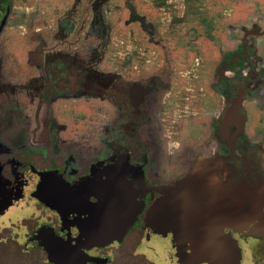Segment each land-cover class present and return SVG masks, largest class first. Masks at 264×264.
Instances as JSON below:
<instances>
[{
  "label": "rangeland",
  "instance_id": "1",
  "mask_svg": "<svg viewBox=\"0 0 264 264\" xmlns=\"http://www.w3.org/2000/svg\"><path fill=\"white\" fill-rule=\"evenodd\" d=\"M32 20L45 47L37 67L28 64V54L36 45L30 43L27 30ZM1 22L0 89L14 96L19 93L25 115L37 88V82H32L44 74L43 66L55 62L65 69L82 70L84 92L57 102L66 104L56 114L61 139L73 138L89 148L109 142V123L117 117L112 102L117 99V83L139 74L157 78L167 74L170 88L151 118L163 158L156 167L162 193L179 181L176 164L188 166V173L207 172L216 181L213 189L222 184L231 192L241 180L233 171L239 157L229 162L207 147L212 146L211 130L228 109L224 111V98L215 90L217 67L226 54L230 63L244 40L245 50L252 55L238 79L249 76L248 92L256 96L257 106L261 104L264 34L254 32L264 30V0H0ZM237 72L234 68L223 74L230 79ZM247 104L242 131L246 140L259 144L264 155V114L249 113ZM258 119L261 125L254 128ZM195 144L201 149H192ZM131 171L141 175V169ZM217 195L222 203L239 199L238 195ZM31 211L20 202L3 213L0 228L18 224ZM16 232L27 247L24 229L19 225ZM243 248L242 264H264L261 241L249 239ZM138 251L153 264H175L167 241H143Z\"/></svg>",
  "mask_w": 264,
  "mask_h": 264
},
{
  "label": "flooded vegetation",
  "instance_id": "2",
  "mask_svg": "<svg viewBox=\"0 0 264 264\" xmlns=\"http://www.w3.org/2000/svg\"><path fill=\"white\" fill-rule=\"evenodd\" d=\"M2 26L3 22H1L0 28ZM227 55H223L217 67L218 80L215 84V90L224 98V111L226 108L229 111L233 106L231 120L225 124V127H223L221 119L218 120L216 127L210 133L212 146L210 144L207 147L210 151L213 149L220 157L229 162L233 157H239L240 163L236 165L237 167L234 165L235 169L233 171L236 174L234 176L244 180L247 185L256 188L258 184L264 183V164L261 162L264 155L258 143L250 142L244 136L242 127L246 125V114L244 115L245 111L243 110L245 109V102H249L246 106L247 109H251L248 110L249 113L253 110L255 113L259 112L262 115L264 114V100L257 106L256 96L248 92L247 81L249 76L242 77L241 80L238 79L244 63L252 55V52L249 53L247 50H243L241 42L240 50L235 52L236 56L230 63H227ZM37 66H40V64ZM56 66L63 71L80 73L76 90H72L70 87L65 90L55 88L51 90L50 86L47 87L46 84L41 83L42 80H45L47 68ZM43 67L44 74L38 80L32 82H37V88L34 96L30 99V107L26 115L19 107V93L14 96V94H7L5 90L0 89V186L2 191L5 192L4 196L2 195L3 197L0 196V217L5 211L15 207L20 202L32 208L30 216L22 219L18 224L15 221L0 228V231L10 229L11 235L15 236L18 241L16 230L20 225L24 229L27 246L32 243L37 231L45 227L53 229L56 235L65 238L67 236L72 239L77 238L80 235V229L76 222V219H78L77 214H70L64 221L57 211L45 206L35 197L39 173L57 171L62 174L67 182L73 185L89 176L94 166L109 163L117 156V151H124L128 156L129 166H132L131 169H141V175H135L131 171L129 179L137 192V201H145V207L138 216V223L128 230L121 241H112L102 247H91L85 249L84 252L90 257L101 259L103 261L101 264H107L112 260L113 252L119 248L129 231L137 228L142 223L146 234L136 248L135 253L144 255L138 251L143 241L158 240L160 243L167 241L173 253L171 257L175 264H178L172 243V235L160 236L147 232L144 223L147 207L162 195L163 190V185L160 183L156 172V167L160 166L163 158L156 144L158 135L155 134V125L151 118L155 117L154 108L157 107V103L159 107L163 95L170 87L167 91L161 93L163 89L159 86L158 78L142 74H139L134 80L119 81L117 87H115V89L118 88L117 99L114 98V101H112L117 107L115 112L117 117L112 123H109L108 134L111 139L107 143H98L95 148H89L73 138L61 139L59 137L60 130L58 129L59 121L56 116L57 110L63 112L62 108L66 107V104L58 105L57 102L61 98L75 97L84 92L82 70L65 69L60 63L55 62ZM234 68L238 70L234 77L225 78L224 74L227 70ZM52 72L57 75L56 69ZM66 82H69V80ZM142 90L145 92H142ZM240 90L242 96L236 108L232 100L239 98ZM260 115L258 118H260ZM253 124L254 128L261 125L259 119L254 121ZM245 149L248 151L245 152ZM175 167L178 173L179 166L176 164ZM219 188V195L222 196V190H227L222 184ZM237 194L242 200L236 206L237 212L245 213L252 210L253 205L250 200L241 193ZM8 197L11 198L10 203L6 208H3L1 206L3 200ZM90 200L95 201L93 197H90ZM260 200H264V194ZM82 218L84 216H81ZM258 229L251 227V229L242 233L232 234L241 248L242 260L244 258V242L253 239L264 244V235L257 233ZM33 230L34 232H31Z\"/></svg>",
  "mask_w": 264,
  "mask_h": 264
},
{
  "label": "water",
  "instance_id": "3",
  "mask_svg": "<svg viewBox=\"0 0 264 264\" xmlns=\"http://www.w3.org/2000/svg\"><path fill=\"white\" fill-rule=\"evenodd\" d=\"M241 96L240 90L234 107H238ZM232 110L233 106L225 113L223 127L231 120ZM130 172L127 154H119L73 185L57 171L39 173L35 197L57 211L64 221L70 214L78 216L80 235L75 239L56 235L48 227L35 234L34 239L44 247L53 264H101V259L90 257L84 250L121 241L135 227L145 201H137ZM215 182L207 172L190 171L145 211L147 232L172 235L178 264H241L242 251L232 234L254 227L264 235V200H260L264 183L253 188L240 180L231 192L222 190V196L241 193L250 200L252 210L238 213L233 207L242 200L220 202V188L213 189ZM1 188L0 196H4ZM10 199L5 198L1 206L6 208Z\"/></svg>",
  "mask_w": 264,
  "mask_h": 264
},
{
  "label": "trees",
  "instance_id": "4",
  "mask_svg": "<svg viewBox=\"0 0 264 264\" xmlns=\"http://www.w3.org/2000/svg\"><path fill=\"white\" fill-rule=\"evenodd\" d=\"M35 25L36 24L34 20H32L27 25L28 32H31V35H29V41L30 43L36 44L34 50L28 54V64L33 67L39 64L41 65L42 57L45 51V47L42 45L40 33L34 32ZM254 34L261 36L264 34V30L260 33L254 32ZM245 47L246 43L243 40L242 49L245 50ZM55 69L57 75L53 74L52 72ZM79 76L80 73L76 71H63L62 69H58L57 66L54 68L48 67L46 70L45 80H42L41 83L46 84L47 87L50 86L52 88L51 90L54 88L65 90L68 87L72 88V90H76L78 88L77 79ZM167 76V74H164V76L162 75L158 77L159 86L163 89L161 93L167 91V89L170 87V83L167 82ZM68 80L69 82H66ZM157 111L158 103L157 107L154 108L153 113L156 114ZM192 149H200L199 144H195ZM99 166H101V164H97L92 170ZM188 168V166L179 164L177 180L182 179L186 175ZM34 230L31 232H34ZM145 234L146 232L142 227V223L140 226H137V228L130 230L119 248L113 252L112 260L107 264H153L144 255L135 253L136 248L141 243V240ZM0 264L53 263L50 261L44 247L38 241L34 239L29 246L25 247L15 239V236L13 237L11 235L10 229H3L0 231Z\"/></svg>",
  "mask_w": 264,
  "mask_h": 264
}]
</instances>
